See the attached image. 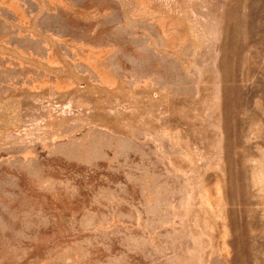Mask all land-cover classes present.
Returning <instances> with one entry per match:
<instances>
[{
	"label": "rangeland",
	"instance_id": "374dc122",
	"mask_svg": "<svg viewBox=\"0 0 264 264\" xmlns=\"http://www.w3.org/2000/svg\"><path fill=\"white\" fill-rule=\"evenodd\" d=\"M0 264H264V0H0Z\"/></svg>",
	"mask_w": 264,
	"mask_h": 264
}]
</instances>
